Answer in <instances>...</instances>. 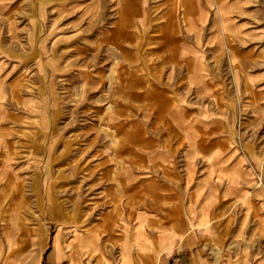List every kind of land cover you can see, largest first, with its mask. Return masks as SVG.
<instances>
[{
    "label": "rangeland",
    "instance_id": "1",
    "mask_svg": "<svg viewBox=\"0 0 264 264\" xmlns=\"http://www.w3.org/2000/svg\"><path fill=\"white\" fill-rule=\"evenodd\" d=\"M176 2L0 0V264H264V0Z\"/></svg>",
    "mask_w": 264,
    "mask_h": 264
},
{
    "label": "bare ground",
    "instance_id": "2",
    "mask_svg": "<svg viewBox=\"0 0 264 264\" xmlns=\"http://www.w3.org/2000/svg\"><path fill=\"white\" fill-rule=\"evenodd\" d=\"M177 2L176 3H180V1L181 0H176ZM143 10V13L145 14L146 13V15H147V12L144 10V9H142ZM143 14V15H144ZM176 20V19H175ZM175 20H172V22H171V25H170V27H172L173 28V30H175L176 31V21ZM126 25V24H125ZM123 33H125V34H128L126 31H124ZM160 47H161V43H160Z\"/></svg>",
    "mask_w": 264,
    "mask_h": 264
}]
</instances>
